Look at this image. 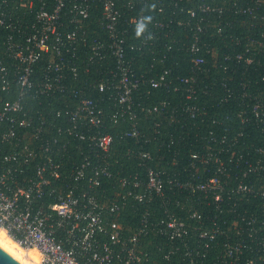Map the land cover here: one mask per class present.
Masks as SVG:
<instances>
[{
    "label": "built area",
    "instance_id": "1",
    "mask_svg": "<svg viewBox=\"0 0 264 264\" xmlns=\"http://www.w3.org/2000/svg\"><path fill=\"white\" fill-rule=\"evenodd\" d=\"M147 1L0 0V92L18 91L0 100V229L39 264H155L158 236L165 264H264V0H158L155 18ZM172 36L189 55L179 100L141 108V85L174 84L137 75L132 52L164 56ZM139 108L197 125L171 173ZM107 121L138 170L116 168ZM169 192L179 209L158 219Z\"/></svg>",
    "mask_w": 264,
    "mask_h": 264
},
{
    "label": "trees",
    "instance_id": "2",
    "mask_svg": "<svg viewBox=\"0 0 264 264\" xmlns=\"http://www.w3.org/2000/svg\"><path fill=\"white\" fill-rule=\"evenodd\" d=\"M158 0H149L145 2L142 6L143 10L145 11L146 15L150 16L151 18H155L156 15L152 12V9H154V4H156ZM158 16V15H157ZM183 29L177 28L175 25L172 30V34H177L178 36L183 35L182 34ZM240 31H247L245 28H241ZM176 32V33H175ZM1 40V37H0ZM167 45H171V51L165 52L164 56L163 54H153L152 52L148 50H143L138 52L133 51L132 56L134 58V70L136 71L137 75L144 76L145 79L153 78L157 74L161 73L162 68H167L169 70V74L166 77L168 81H171L174 86H168L167 88L161 87V88H151L147 84H143L139 88V103L140 107H149L158 104L159 102L166 101L168 103V107L171 111V100L175 97L179 100V91H175V85L177 84V79L186 76L190 73V66H189V55L188 52L185 50V47L182 46L183 44L180 43L178 40H173V36L171 37V43L170 40H166ZM218 43H220V47L224 48L222 46V43L217 40ZM165 50H167L165 48ZM1 56V55H0ZM161 59H163L162 62ZM154 67L157 69V71H154L153 73L150 71ZM242 72V68H239L238 73ZM211 74V73H210ZM216 77H218V74H215ZM224 74L219 75V79L224 77ZM13 88L10 91L0 92V100L6 101V100H12L16 98L17 96V88H15L14 85H12ZM175 91V92H174ZM38 101H34V105H37ZM45 103V101H42ZM47 102V101H46ZM55 106H58V104H55ZM111 111H113L114 104L112 102L109 103ZM141 108H139V118H140V125L139 128L142 132L151 134V132H156V141H152L150 145H144L145 150H150L154 157L156 159H162L160 160V163L158 164V169L160 171L171 173V153L173 151L180 154V146L184 149H188L189 144H191L195 140V134H196V126L194 125L195 122L189 118H184L181 120L180 123H171V121L168 118L162 117L165 115H148L145 112H141ZM225 110V109H224ZM171 113V112H170ZM232 120V118H231ZM155 123H158L157 126ZM105 133L110 134L112 137H114V148L117 149V155H118V164L116 168L119 170L123 166V163L127 162V164L130 165V169L133 171L138 170V161L135 159L130 158L126 154V148L128 145L132 144L131 140H127L122 137V134L125 131L124 125H115L111 121H107L106 127L104 129ZM180 144H178V142ZM193 144V143H192ZM131 159V160H130ZM154 166V165H152ZM172 196H178L176 193ZM152 206H155L157 209V218L161 219L163 216V212L168 209L171 211V208L173 207L171 205V192L166 195L165 199L162 197L156 198L154 202L151 204ZM136 207V206H135ZM139 208V207H138ZM141 210L143 207L140 208ZM178 207H173V210H178ZM135 208L132 206H128L126 210L124 211V218L127 220L130 217L134 215ZM150 243L147 244V249L151 251L152 253V259L155 264H165V261H159L160 257L158 256L160 253H158L155 250L154 245L158 244L160 242H163L162 237H150ZM171 264V261H170Z\"/></svg>",
    "mask_w": 264,
    "mask_h": 264
},
{
    "label": "bare ground",
    "instance_id": "3",
    "mask_svg": "<svg viewBox=\"0 0 264 264\" xmlns=\"http://www.w3.org/2000/svg\"><path fill=\"white\" fill-rule=\"evenodd\" d=\"M0 247L22 264H39L38 255L30 254L13 242L3 230L0 229ZM30 252V251H29Z\"/></svg>",
    "mask_w": 264,
    "mask_h": 264
},
{
    "label": "water",
    "instance_id": "4",
    "mask_svg": "<svg viewBox=\"0 0 264 264\" xmlns=\"http://www.w3.org/2000/svg\"><path fill=\"white\" fill-rule=\"evenodd\" d=\"M0 264H22L0 247Z\"/></svg>",
    "mask_w": 264,
    "mask_h": 264
},
{
    "label": "rangeland",
    "instance_id": "5",
    "mask_svg": "<svg viewBox=\"0 0 264 264\" xmlns=\"http://www.w3.org/2000/svg\"><path fill=\"white\" fill-rule=\"evenodd\" d=\"M5 234H6V233H5ZM6 235H7V234H6ZM27 252L30 253V254H34V253L36 254V253H37L36 251H30V252L27 251ZM37 255H38V254H37Z\"/></svg>",
    "mask_w": 264,
    "mask_h": 264
},
{
    "label": "snow or ice",
    "instance_id": "6",
    "mask_svg": "<svg viewBox=\"0 0 264 264\" xmlns=\"http://www.w3.org/2000/svg\"><path fill=\"white\" fill-rule=\"evenodd\" d=\"M217 199H220V197H217Z\"/></svg>",
    "mask_w": 264,
    "mask_h": 264
}]
</instances>
